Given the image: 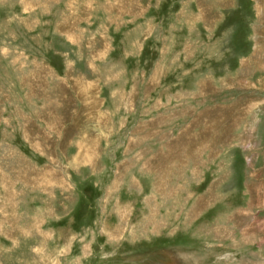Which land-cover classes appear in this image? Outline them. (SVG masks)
Returning <instances> with one entry per match:
<instances>
[{
  "label": "rangeland",
  "instance_id": "rangeland-1",
  "mask_svg": "<svg viewBox=\"0 0 264 264\" xmlns=\"http://www.w3.org/2000/svg\"><path fill=\"white\" fill-rule=\"evenodd\" d=\"M0 264H264V0H0Z\"/></svg>",
  "mask_w": 264,
  "mask_h": 264
}]
</instances>
